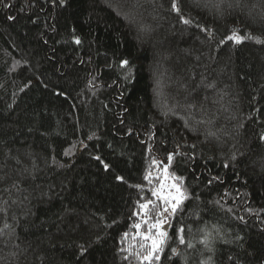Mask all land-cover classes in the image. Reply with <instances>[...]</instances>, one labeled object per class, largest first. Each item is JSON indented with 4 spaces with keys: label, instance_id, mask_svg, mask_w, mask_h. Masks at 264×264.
Masks as SVG:
<instances>
[{
    "label": "trees",
    "instance_id": "16d2710c",
    "mask_svg": "<svg viewBox=\"0 0 264 264\" xmlns=\"http://www.w3.org/2000/svg\"><path fill=\"white\" fill-rule=\"evenodd\" d=\"M175 3L0 0V264H148L166 176L151 264H264V0Z\"/></svg>",
    "mask_w": 264,
    "mask_h": 264
},
{
    "label": "snow or ice",
    "instance_id": "6c2138e0",
    "mask_svg": "<svg viewBox=\"0 0 264 264\" xmlns=\"http://www.w3.org/2000/svg\"><path fill=\"white\" fill-rule=\"evenodd\" d=\"M173 9L179 11L177 8V5L175 3V0H173ZM184 23H189L188 20H184ZM230 39L239 40L242 39L241 37H238L233 34V36ZM77 43H79V39L76 40ZM124 64H127V61L123 62ZM264 139V137H262ZM173 154H169V161H171ZM97 159H99L97 157ZM105 168L108 167L107 164L104 165ZM165 172L167 171V166H165ZM117 179H122V177H117ZM144 179L151 182L150 175H145ZM156 179H160V177H157ZM136 187H140V185H137ZM164 184L161 183L160 188L158 189H152L151 195L153 197H158L160 201H162V204L157 203V201H153L151 199H148L145 203L139 204V208L143 212V215L145 217H148L147 220H145V223L148 225L147 231L144 233H138L141 235V239L144 241L140 246L142 248H145L146 255L142 256V261H147L148 264H151L153 260H159V252L162 250L163 245V238L166 236V233L163 231H160L162 225L167 221V217L169 215H174L180 205L183 202V199L186 197L184 196V193L180 190V188L176 184H171L169 186V191L165 195L164 194ZM172 189L175 190V194L172 193ZM159 209V210H157ZM141 227L140 224L136 225V228L139 229ZM155 230V231H154ZM178 236L180 239V243H185L184 237L182 233L184 232V228L181 227L177 230ZM127 235V234H125ZM150 242V243H148ZM204 243H207V239H205ZM192 245L189 244V247ZM175 251V250H173Z\"/></svg>",
    "mask_w": 264,
    "mask_h": 264
},
{
    "label": "rangeland",
    "instance_id": "374dc122",
    "mask_svg": "<svg viewBox=\"0 0 264 264\" xmlns=\"http://www.w3.org/2000/svg\"><path fill=\"white\" fill-rule=\"evenodd\" d=\"M163 184H164L163 191H164V194L166 195L168 193V191L170 190L169 189V186L171 184H174V183L171 181V179L169 178V176H166L165 180L163 181ZM171 191H172L173 194H175V190L174 189H172ZM160 231H163V230H160Z\"/></svg>",
    "mask_w": 264,
    "mask_h": 264
}]
</instances>
